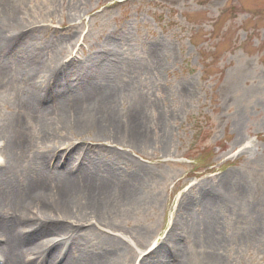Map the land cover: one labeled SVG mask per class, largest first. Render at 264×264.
Wrapping results in <instances>:
<instances>
[{
  "label": "rangeland",
  "instance_id": "rangeland-1",
  "mask_svg": "<svg viewBox=\"0 0 264 264\" xmlns=\"http://www.w3.org/2000/svg\"><path fill=\"white\" fill-rule=\"evenodd\" d=\"M5 1L0 23L8 16L13 27L0 44V72L9 67L27 74L32 52L39 53L32 45L42 51L33 67L55 68L37 81L49 85L47 93L15 75L0 87L2 167L9 162L4 131L14 123L22 125L30 152L46 153L41 173L30 165V152L19 154L22 172L0 180V192L58 173L112 176L135 189V198L116 205L101 224L87 220L76 229L79 237L65 246L75 251L73 262L105 256V264H264V0H11L13 14H3ZM86 57L95 62L82 71ZM72 73L80 74L84 90L116 75L109 109L120 131L134 122L146 142L132 147L76 133L81 110L72 109L60 123L47 121L48 136L41 138L17 98L43 115L41 109L62 96L84 93L81 84L66 82ZM56 77L64 82L53 95L56 84L47 80ZM28 94L38 97L32 101ZM100 112L101 118L108 114ZM3 168L0 177H6ZM59 222L44 228L71 224ZM31 228L28 234H37L42 226Z\"/></svg>",
  "mask_w": 264,
  "mask_h": 264
},
{
  "label": "bare ground",
  "instance_id": "bare-ground-1",
  "mask_svg": "<svg viewBox=\"0 0 264 264\" xmlns=\"http://www.w3.org/2000/svg\"><path fill=\"white\" fill-rule=\"evenodd\" d=\"M10 2L11 0H8L7 3L5 1L4 8H2L3 14H13V3ZM6 18L4 22L0 23V44H3V38L13 27L10 18L8 16ZM5 39L6 38H4V40ZM31 41L32 40L28 42L30 44L38 43L34 41L31 43ZM38 44L42 46L40 43ZM35 46L37 45H32L39 53L32 52L33 57L26 66L27 74L24 72L25 75H21L16 73L12 68L5 67L4 70L0 72V87L5 83L7 84L9 79L12 80L15 75V77L19 76L24 79L25 77H29L28 81H32L34 89L47 93L49 85L42 81L39 83L37 81L43 79L46 74L52 75L50 70L55 68V66L46 64L47 70L45 71L42 69L39 62L33 67L34 63L42 57V51L38 49L39 46ZM28 48L29 46H23V51L26 52L25 50ZM106 55L111 56L112 54L108 53ZM28 57L26 56V59ZM111 57L115 60L114 63H116L115 55ZM94 62V58L86 57L82 61L80 68H82L83 71L85 68L93 66ZM71 75L72 76L68 77L66 82L70 85L74 81V85L72 84V86L79 88L82 85V80L80 81V79H78L80 74L77 75V73H72ZM91 76V73L88 74V77ZM117 80L118 77L112 75V77L103 78L101 80L103 83L94 89L93 87H89L87 90H84L83 87L87 86L82 85L81 87L84 93L78 95V97L70 100V98L60 96L65 99L56 106L44 108L43 110L38 107L41 109L43 115L36 112L39 111L38 109L33 112L32 106H29L23 98H17V103L23 111H26L28 114L32 113L36 126L40 128L39 133L41 134V138H46L48 136V131L42 129L47 121L50 120L60 123L64 120L65 116H68L69 113L72 112V110L77 112V114L79 110H81L82 120L80 121L77 115L74 121V131L76 133L92 132L97 134V136H102V138H104L103 136L107 137L106 140L109 139L116 142L121 140L129 146L136 147L146 142L147 137L145 130L142 131L141 127H138L137 124L134 125L133 122L130 130L120 131L117 115L109 109L110 106L107 104L108 99H112L113 97L111 96L115 94L114 91L118 83ZM47 81H54V84H56L54 87L56 91L53 90L51 94L58 95L61 89L58 90L57 86L62 84L61 81L64 82L63 78H50V80ZM27 96L34 101L38 97V94H28ZM94 100H96L97 104L93 103ZM94 104L97 110L91 108L94 107ZM100 109L102 112H105V114L108 113L106 117L101 118ZM62 113H66L65 116H63L64 114ZM107 126L110 130L104 131L103 129ZM21 127L22 125L19 123L16 124V126L14 123L11 132L9 127H6L4 131L8 132L6 135L10 137H7L6 144L2 146V152L9 155V162H7L4 168L2 167V173L4 172L6 177L2 175L0 180H9L11 177L16 179V175L22 172V167L17 164L19 161L18 155L24 152L27 154L30 152L28 144L23 142L25 134ZM1 134L4 135V133ZM29 156H31L29 161L30 165L36 166L41 173V165L44 161V157H46V153H41L36 150L30 152ZM4 164L6 163L4 162L3 165ZM34 175L35 177L37 176V174ZM111 177H105L99 180L93 175H89L87 178L85 173L75 178L67 176L64 173H58L53 176L46 175L45 177L40 175L38 178H35L37 181L34 183L32 179H30V182L27 184L28 188L26 189H23L20 184H17L9 190V194L8 190L4 193L0 192V238L4 241V244L0 246V255L6 258L3 259V257H1L3 259V263L1 264H55L58 260H60L58 262H63V264H105V256H80L78 259L79 262H73L72 256L75 251L71 254L69 248L67 253L65 246H69V239L73 242L77 240L80 233L77 232L76 229H81V225L87 220H89V222H94L95 225H99L103 222L105 215L112 212L116 205L121 203L124 205L126 202L135 198V189L134 191L124 189L122 187L130 185H117ZM52 186L55 188V194L49 189V187ZM117 187L122 188L121 191L117 190ZM131 187H136V179H133ZM117 191H119V194H116ZM59 220H66L71 224L64 225L61 223L54 227L44 228L46 224L53 221L60 223L61 221L59 222ZM41 226L44 229L41 228V230H37L39 231L37 234L32 232L28 234L29 228L32 227L31 231H33L36 230L35 227L40 228ZM34 234H36V237L30 236ZM44 235L50 238L42 239L31 244L32 239H38V237H44ZM65 254L66 256H64ZM27 256L30 259H26Z\"/></svg>",
  "mask_w": 264,
  "mask_h": 264
}]
</instances>
